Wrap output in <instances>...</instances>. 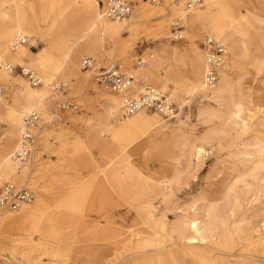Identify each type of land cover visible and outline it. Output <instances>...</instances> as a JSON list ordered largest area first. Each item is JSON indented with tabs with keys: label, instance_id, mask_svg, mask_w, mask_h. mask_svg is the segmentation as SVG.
Here are the masks:
<instances>
[{
	"label": "rangeland",
	"instance_id": "rangeland-1",
	"mask_svg": "<svg viewBox=\"0 0 264 264\" xmlns=\"http://www.w3.org/2000/svg\"><path fill=\"white\" fill-rule=\"evenodd\" d=\"M81 1L75 0L65 9L67 0H0V32L6 17L5 12L13 14L17 9L27 10L28 15L39 22V25L34 29V37H28L29 42L24 45L36 52H32L33 58L56 56L60 47V35L67 32L68 26L76 25L79 11L76 6ZM103 1L99 0L101 13ZM131 1L133 11L126 18L144 9L140 16V26L135 32L125 30L122 40L115 42V46L101 47L98 53L88 56L95 59L96 71L117 66L123 72L137 75L139 67H151L157 76L169 74V89H161L150 80V83L140 81L143 90L147 86H154L170 95L169 90L178 84L184 88L192 65L193 47L201 49L205 56L203 42L211 32L200 21L195 25L191 23L195 14V10H191L185 12V15H188L183 21V38L174 40L172 23L180 14L179 11L185 10L186 0H179L177 4L172 3L173 0H164L161 4H153L147 0ZM206 1L200 5L204 6ZM239 9L242 14H249L246 5ZM60 11L63 14H59ZM233 13L229 11V15ZM254 25L264 31V23L254 21ZM164 47L173 57L168 71L165 70L168 63L160 60ZM124 52L131 54L130 60L125 61ZM256 54L257 47L252 44L249 47V55L242 61L246 68L243 81L247 87L254 89V103L264 109V67H259L255 62ZM84 56L79 57L81 79L68 81L61 74L55 78L56 82L68 83V87L60 92L48 85L49 80L46 79L50 78L52 73L42 75L37 67H33L32 57L26 56L23 61L5 60L7 64L15 66L30 65L43 76L46 81L42 85H47V90L52 91L53 97L47 100L37 99L36 106L43 112L55 110L57 120L47 117V114H41V120L45 121L44 128L47 130H44L45 137L37 142L39 156L25 180L22 181L20 173H13L7 179L0 176V190L6 182H12L18 187H30L35 192L34 201L30 204L33 205L37 200L40 202L36 219L41 222V230L31 225L6 231L3 217L6 210L0 211V264H28L29 260L22 256L24 253H29L35 261L40 259V264H105L107 261L108 264H139V259L146 255L145 250H154L150 244L158 237L150 236L154 232L153 228L144 222L139 207L149 194L151 196V190L147 192L148 186H152L156 178L175 173L172 165H175V158L180 149L172 138V130L179 128L176 116L180 112L179 105L171 97L177 107L174 116H165L155 110L145 109L146 116L157 113L162 116L161 121H168L167 128H160L158 123H153V120L145 117L128 119L131 114L124 113L122 107L119 110L120 117H109L107 93H119L100 85L92 70L83 69ZM140 58H145L147 63L139 65ZM21 80L32 87L19 70L0 73V84L6 87V96L0 101V149L5 147V135L9 128L6 112L12 111L14 99L21 88ZM66 95L76 97L84 104V109L80 112H62L58 103L61 98L67 97ZM120 95L123 101L124 94ZM201 101L207 103L208 99L194 97L184 106L180 115L185 120L181 129L191 137L195 133H202L207 127L197 117ZM260 113H264V110ZM20 122L21 119L18 118L15 125V141L9 152L15 150ZM258 130L262 131L261 135L264 136V127ZM142 132L149 141L145 144L141 142L137 146L135 143L128 149L127 159L120 163L118 171L125 176L127 183L124 188H120L114 180L109 164L112 148ZM206 150L208 152L203 158H195L197 166L191 174H183L182 180L188 184L177 187L166 212L169 219L176 217L175 213L179 207L190 209L189 205L194 199H198L197 204L223 203L224 191L237 174L225 161L226 151H212L209 145ZM185 161L184 158L181 159L183 165ZM165 163L171 165L163 167ZM11 167L16 172L19 171L13 165ZM155 201L161 204L157 198ZM162 205L165 207V204ZM236 218L237 216L232 221ZM230 238L231 243L227 248H215L210 254L207 248H201L202 256L211 264H249L253 261L254 264H264V246L258 244L260 241L256 237L237 235L233 232ZM141 242L149 248H138ZM4 248L7 249L6 252L11 248L19 251L16 261L9 253L1 256ZM22 251L24 253H20ZM190 260L194 261L188 258L183 263Z\"/></svg>",
	"mask_w": 264,
	"mask_h": 264
},
{
	"label": "bare ground",
	"instance_id": "bare-ground-1",
	"mask_svg": "<svg viewBox=\"0 0 264 264\" xmlns=\"http://www.w3.org/2000/svg\"><path fill=\"white\" fill-rule=\"evenodd\" d=\"M74 1L67 0L65 9ZM177 2L179 0L172 1L175 4ZM242 5L247 6L249 14L244 15L241 13L239 8ZM76 7L79 10L76 25L68 26L67 32L60 35V47L56 56L46 58H33L32 52L35 54L36 52L31 51L28 46L24 44L14 45L19 31H22L27 38L34 37V29L38 27L39 22L34 21L33 17L28 15L27 10L17 9L13 14L5 12L6 17L2 22L0 32V73L2 71L10 73L6 70L8 65L6 59L23 61L24 57L29 56L32 57L33 67H37L42 75L52 73L50 78L46 79L49 80L48 85L52 86L59 74L65 76L68 81L70 79L79 80L82 77L80 75L82 70L79 57L95 55L101 47L115 46V42L122 40V33L125 30L135 32L140 26L139 22L142 21L140 16L144 11V9H141L138 12L140 15L134 13L130 18L125 17L114 20L108 18L104 9L101 13L99 0H82ZM186 8L184 11L180 10L178 16L185 17L188 15H185V12L195 10L191 23L195 25L196 22L200 21L201 24L207 26L208 31L211 32L210 36L214 35L222 39L224 44L227 43L225 44L227 52L218 69L219 81L217 85L210 86L205 82L208 69V61L205 57L206 51L204 56L201 49L193 47L192 65L189 68L184 88L178 84L175 88L169 90L171 93L169 95L161 90L169 89L171 81L169 74L167 76H157L151 67L141 66L137 70V75L133 74L136 79L130 90L125 93L118 92L119 94L107 93L109 117H120L119 110L123 103L120 94H124V96L125 94L137 95L140 93H137V91L142 90L141 92H143L146 90V88L143 90L140 81L150 83L151 80V83L158 85L161 89L155 88L168 95L175 104L174 99L180 108V112L176 115L179 128L172 130V138L176 141L175 145L180 149L175 158L176 163L172 165L175 173L169 176L164 175L159 179L156 178L155 183L148 186L147 192L151 190V196L149 194L139 207L144 222L153 228L154 232L150 236L156 235L158 237L150 244L154 249L152 252L147 251L149 247L148 245L145 247L143 242L138 244V248L147 249L144 252L146 255L139 259V264H182L188 258L194 261L190 260L186 263L211 264L208 259L202 256L201 248H207L209 254L215 248H227L231 243L230 237L233 232L237 235L256 237L260 241L258 244L264 246V136L261 135L262 131L258 130V128L262 129L264 127V113H260L264 109L254 103V89L251 86L247 87L243 81L246 68L242 63L243 58L249 55V47L253 44L257 47L255 62L259 67H264V31L254 25V21L259 24L264 23V0H207L204 6L199 4V6L197 5L189 11ZM229 11L234 13L229 15ZM60 13L63 14L62 11ZM168 51L164 47L160 57L161 62L168 63L165 67L166 71H168L173 59ZM123 57L126 61L130 60L132 56L129 52H124ZM140 59L143 60L144 64L147 63L145 58ZM46 80L44 79V83ZM20 86L19 93L14 99L12 111L6 112L9 128L5 135V147L0 149V176L7 179L13 173H20L19 176L23 181L28 177L29 172L31 173L33 164L38 159L39 148L37 142L45 137L44 130L47 129L44 128L45 121L40 120L39 125L35 128L37 138L31 158L26 165L19 167L12 160L11 154L13 151L9 152V149L13 147L17 133L15 126L17 119H21L20 136L25 128L23 124L24 117L30 112L36 111L40 115L47 114V117H51L53 120L57 116L55 110L43 112L36 106L37 99L44 98L47 100L53 97L52 91L47 90V85L40 87H33L32 85L31 87L24 83V80H21ZM196 96L201 100L208 99L207 103L201 101L202 103L199 104L197 109L198 119L207 127L202 133H195L191 137L181 129V126L185 124V120L180 115L184 106L188 105ZM145 109L148 108L141 109L131 115L128 114L130 116L128 119L145 117L149 118L150 121L153 120V123H158L161 126L160 128L169 127V122L166 120L161 121L162 116L157 113L146 116ZM144 132L112 148L109 164L114 180L120 188H124L125 183H127L125 176L118 172L120 163L127 159L128 149L133 144L136 143L137 146L141 142L145 144L149 141L146 139V135L143 134ZM207 145L212 147V151H226L227 158L225 161L228 162L230 169L237 174L234 181L224 191L223 203L197 204L198 199H194L189 205L190 209L179 207L180 209L175 213L176 217L169 219L166 212L169 210L170 201L177 187L188 184L182 180L183 174L188 173L190 175L196 168L197 161H195V158L201 159L207 154ZM182 158L186 160L184 165L181 162ZM11 163L19 171L16 172L11 167ZM169 165L171 164L165 163L163 167ZM154 198H157L161 204H157ZM39 203L38 200L33 205L30 202L25 203L18 211H11L10 208H0V211L6 210L3 212L5 230L26 228L31 225L37 230H41V222L36 219ZM162 204H165V207H162ZM236 216L235 221H232ZM6 251L7 249L4 248L1 256L9 253L16 261V254L19 251L14 248H11L9 252ZM22 256L29 260L28 264H40V259L33 260L29 253H24ZM105 264H108V261ZM249 264H254V261Z\"/></svg>",
	"mask_w": 264,
	"mask_h": 264
},
{
	"label": "built area",
	"instance_id": "built-area-1",
	"mask_svg": "<svg viewBox=\"0 0 264 264\" xmlns=\"http://www.w3.org/2000/svg\"><path fill=\"white\" fill-rule=\"evenodd\" d=\"M153 4H161L164 0H147ZM204 0H187V10H191ZM103 9L105 14L112 19H123L128 17L133 11V2L130 0H104ZM183 21L184 16H177L172 23V35L174 40L183 38ZM28 38L22 31L17 33L14 45L27 44ZM208 61L205 82L207 85L215 86L219 81L218 69L223 62L224 55L227 52L225 44L213 36H208L203 42ZM139 65L144 64L139 60ZM83 69L92 70L96 81L114 92L125 93L133 86L134 75L123 72L120 68L110 67L101 71H96V61L93 57L84 56L82 59ZM6 70L14 72L19 70L33 86H40L44 83L41 74L30 65L15 66L8 64ZM53 89L56 91L65 90L68 87L66 81L54 82ZM6 96V87L0 84V101ZM84 104L76 97H64L59 100L58 107L63 112H80L84 109ZM122 108L124 113L133 114L141 109L148 108L170 116L177 111L176 105L171 101L168 95L162 93L155 87L148 86L146 90L137 95H125L123 98ZM41 115L36 112H30L24 117V129L20 133L18 146L11 154L12 160L19 166L23 167L30 160L33 147L35 145L36 134L35 128L39 125ZM35 192L30 187H18L15 183L8 182L0 190V208L19 209L23 204L33 201ZM192 264V263H185Z\"/></svg>",
	"mask_w": 264,
	"mask_h": 264
}]
</instances>
